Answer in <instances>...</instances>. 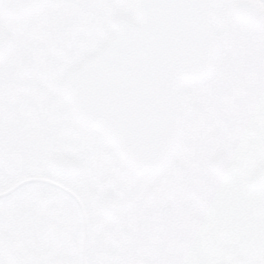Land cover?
Listing matches in <instances>:
<instances>
[{
    "label": "flooded vegetation",
    "instance_id": "af4514ba",
    "mask_svg": "<svg viewBox=\"0 0 264 264\" xmlns=\"http://www.w3.org/2000/svg\"><path fill=\"white\" fill-rule=\"evenodd\" d=\"M115 1L102 4L118 8ZM117 1L125 10H116L117 16L135 21L133 0ZM240 1L216 0L219 16L231 14ZM256 1L264 17V0ZM51 4L30 0L35 8L23 18L0 17V31L10 41L0 65L17 54L11 51L10 25L22 24L30 32L48 24L43 29L50 33L31 47L40 51L61 32V20L79 10L71 0L56 12ZM229 40L220 42L218 74L224 55L243 58L239 51L248 50L243 40ZM29 63L35 79L52 77L56 84L46 57H31ZM5 69L0 68V87L8 80ZM195 86L182 87L186 128L172 156L178 161L156 175L132 172L96 133L76 123H20L14 120L17 104L0 105L7 110L0 123V264H82L84 235L86 264H264V184H250L264 164V138L251 130L224 145L209 139ZM190 127L195 139L182 145ZM218 158L227 169L218 167ZM191 160L189 169L177 168Z\"/></svg>",
    "mask_w": 264,
    "mask_h": 264
},
{
    "label": "water",
    "instance_id": "95a60500",
    "mask_svg": "<svg viewBox=\"0 0 264 264\" xmlns=\"http://www.w3.org/2000/svg\"><path fill=\"white\" fill-rule=\"evenodd\" d=\"M11 6L3 16L10 20L35 8ZM231 13L243 23L264 24L254 0L238 2ZM134 14L135 23L110 20L114 34L66 72L59 93L68 116L96 132L128 169L155 175L167 166L185 130L182 85L208 82L219 71L218 10L215 0H134ZM9 48L0 32V59ZM215 163L227 169L222 158ZM250 184H264V164ZM84 249L85 235L82 264Z\"/></svg>",
    "mask_w": 264,
    "mask_h": 264
},
{
    "label": "rangeland",
    "instance_id": "374dc122",
    "mask_svg": "<svg viewBox=\"0 0 264 264\" xmlns=\"http://www.w3.org/2000/svg\"><path fill=\"white\" fill-rule=\"evenodd\" d=\"M63 1L66 0H52L49 9L59 10ZM71 1L72 9L78 6L79 10L74 9L68 19L60 21L63 25L61 32L44 50L38 51L31 47L50 33L46 31L47 28L43 29L48 24H41L37 29L33 27L30 32L21 28L22 24H12L9 27V35L16 41L11 51L17 54H10L12 56L0 65V68L5 65L6 69L9 68L8 80L0 87V105L4 108L10 102V106L13 102L17 104L18 111L15 110L14 120L20 123H57V127L62 126L60 123H75L68 117L65 103L59 95V85L67 72L65 70L97 51L113 34L108 29V21L117 16V11H125L122 1L117 0L115 5L118 8H113V5L106 2L103 5L106 0ZM217 28L221 41H228L235 36L243 40L248 50L239 51L243 58L237 57L235 52L234 56L224 55L220 74L214 80L195 86L194 90L192 88L197 94V107L206 123H209V139L218 145H224L241 137L240 133L251 130L264 138V57H259V54L264 56V28L255 30L244 26L228 11L219 16ZM31 57L37 60L46 57L51 62L50 72L55 73L52 75L56 78L55 85L52 77L47 78V81L33 77L32 72L35 71L30 70L33 67L29 63ZM5 112L7 110L0 111V123ZM79 138L85 136L79 132ZM194 139V131L190 127L182 145L192 143ZM177 161L175 158L171 164L175 165ZM187 163H184V168L178 167L179 165L177 168L189 169L194 161ZM251 164L255 166L257 163L251 161Z\"/></svg>",
    "mask_w": 264,
    "mask_h": 264
},
{
    "label": "trees",
    "instance_id": "16d2710c",
    "mask_svg": "<svg viewBox=\"0 0 264 264\" xmlns=\"http://www.w3.org/2000/svg\"><path fill=\"white\" fill-rule=\"evenodd\" d=\"M179 167V166H178Z\"/></svg>",
    "mask_w": 264,
    "mask_h": 264
}]
</instances>
